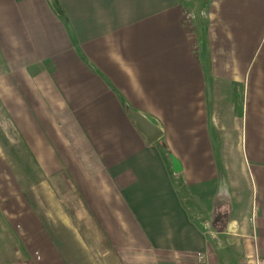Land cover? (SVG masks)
<instances>
[{"label":"crops","instance_id":"crops-1","mask_svg":"<svg viewBox=\"0 0 264 264\" xmlns=\"http://www.w3.org/2000/svg\"><path fill=\"white\" fill-rule=\"evenodd\" d=\"M198 253L264 260V0H0V264Z\"/></svg>","mask_w":264,"mask_h":264},{"label":"water","instance_id":"water-1","mask_svg":"<svg viewBox=\"0 0 264 264\" xmlns=\"http://www.w3.org/2000/svg\"><path fill=\"white\" fill-rule=\"evenodd\" d=\"M128 115L135 123V126L139 133L143 136L148 144H154L159 141L163 135V130L156 124H154L147 116L128 109ZM173 170L176 174L182 172L183 167L181 162L171 155Z\"/></svg>","mask_w":264,"mask_h":264},{"label":"built area","instance_id":"built-area-1","mask_svg":"<svg viewBox=\"0 0 264 264\" xmlns=\"http://www.w3.org/2000/svg\"><path fill=\"white\" fill-rule=\"evenodd\" d=\"M195 260H196V264H213L210 260H208L206 255L202 253L196 254ZM256 264H264V260L263 261L259 260L256 262Z\"/></svg>","mask_w":264,"mask_h":264},{"label":"rangeland","instance_id":"rangeland-1","mask_svg":"<svg viewBox=\"0 0 264 264\" xmlns=\"http://www.w3.org/2000/svg\"><path fill=\"white\" fill-rule=\"evenodd\" d=\"M3 132H5V131L3 130ZM3 132H2V134H3ZM62 185H63V184H62ZM63 186H64V185H63ZM104 261L107 262V261H112V260L106 259V260H104ZM115 261H116V263H119V264H120V261H119V260L117 261V260L115 259Z\"/></svg>","mask_w":264,"mask_h":264}]
</instances>
